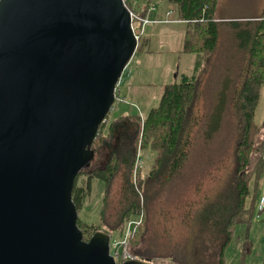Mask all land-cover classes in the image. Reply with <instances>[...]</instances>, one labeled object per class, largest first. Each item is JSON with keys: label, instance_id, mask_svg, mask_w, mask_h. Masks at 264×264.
<instances>
[{"label": "trees", "instance_id": "1", "mask_svg": "<svg viewBox=\"0 0 264 264\" xmlns=\"http://www.w3.org/2000/svg\"><path fill=\"white\" fill-rule=\"evenodd\" d=\"M160 1L174 5L188 26L184 53L195 57L193 72L167 85L147 116L110 120L108 114L90 146L95 158L72 195L80 212L94 182L103 181L100 222L78 218V226L89 241L99 231L121 233L143 213V226L129 243L139 260L226 264L236 226L252 224L264 174V121L256 122L264 87V13L255 23L219 22L218 0ZM136 2L126 0L127 8L147 17L152 2L140 10ZM137 30L136 53L148 46L140 24ZM147 151L154 161L144 177L138 160ZM101 156L103 165L94 166Z\"/></svg>", "mask_w": 264, "mask_h": 264}, {"label": "water", "instance_id": "2", "mask_svg": "<svg viewBox=\"0 0 264 264\" xmlns=\"http://www.w3.org/2000/svg\"><path fill=\"white\" fill-rule=\"evenodd\" d=\"M137 48L123 0H1L0 264H121L72 195Z\"/></svg>", "mask_w": 264, "mask_h": 264}, {"label": "rangeland", "instance_id": "3", "mask_svg": "<svg viewBox=\"0 0 264 264\" xmlns=\"http://www.w3.org/2000/svg\"><path fill=\"white\" fill-rule=\"evenodd\" d=\"M149 2L160 4L163 19L166 18V10L172 9L174 11V15L171 17L173 23H163L146 29L144 37L148 38V46L146 50L135 53L125 71L122 79V84H124L121 85L118 92L121 95L120 101L113 106L110 120L125 114L147 116L153 108L158 107L161 103L167 85L179 80L181 74L193 72L195 57L184 53V41L188 31L187 24L177 20L174 5L160 0H137L135 9H142ZM263 13L264 0H218L216 20L219 22L221 19L225 20L222 22L255 23L262 17ZM138 25V22L134 23L136 30ZM263 121L264 87L256 111V122L262 124ZM259 139H263L262 133L259 135ZM141 154L142 157L138 160V168L140 174L145 177L153 165L154 156L150 151ZM103 161L104 158L101 156L96 158L93 165L102 166ZM83 179L85 178L80 179V183L83 182ZM261 183L264 184V174L260 185ZM104 190L105 183L96 180L87 204L78 212V218L88 224L100 222V208ZM247 241L250 243L249 251L243 258L242 253ZM224 255L226 264H239L242 261L244 264H264V217L259 218L258 208H256L251 225L239 224L236 226L232 241ZM212 264L215 263L212 262Z\"/></svg>", "mask_w": 264, "mask_h": 264}, {"label": "built area", "instance_id": "4", "mask_svg": "<svg viewBox=\"0 0 264 264\" xmlns=\"http://www.w3.org/2000/svg\"><path fill=\"white\" fill-rule=\"evenodd\" d=\"M126 5V0H123ZM1 2V0H0ZM127 7V6H126ZM129 10V9H128ZM132 20V27L135 32L134 23L138 22L141 25V33H145L148 25L151 23L150 19L147 17H141L135 11L129 10ZM172 12H168L166 15V19L164 21H157V23H172L171 20ZM136 35V32H135ZM137 40L139 37L136 35ZM123 79V77H122ZM122 79L118 83L116 88V95L119 92V86L122 84ZM259 218L264 217V184L261 183L260 185V194L257 203ZM144 223V214L141 213L136 218L130 219L126 222L124 230L121 233L116 235L108 234L110 236V253L114 257L115 261L118 263H125L128 261H135L138 260L130 251H129V243L130 239L136 235L140 228L143 226Z\"/></svg>", "mask_w": 264, "mask_h": 264}, {"label": "crops", "instance_id": "5", "mask_svg": "<svg viewBox=\"0 0 264 264\" xmlns=\"http://www.w3.org/2000/svg\"><path fill=\"white\" fill-rule=\"evenodd\" d=\"M165 3V2H164ZM160 5V4H159ZM157 4H152L150 11L148 13V18L150 19L151 23L148 25V27H152V26H158V25H162L163 23H157V21H164L165 19H163L162 15H161V10H160V6ZM168 12H172L171 17L174 15V11L172 9H167L165 12V15H167ZM175 14L177 15V10L175 11ZM166 17V16H165ZM178 20V19H177ZM173 21V20H172ZM219 21V20H217ZM225 21V20H221L220 22ZM173 23V22H172ZM169 23V24H172ZM166 24V23H165ZM147 27V28H148ZM195 62V61H194ZM124 84V83H123ZM122 84V86H123ZM136 93V92H135ZM134 94V93H133Z\"/></svg>", "mask_w": 264, "mask_h": 264}]
</instances>
